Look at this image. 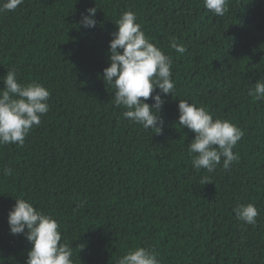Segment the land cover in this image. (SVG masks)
Returning a JSON list of instances; mask_svg holds the SVG:
<instances>
[{
    "label": "trees",
    "instance_id": "obj_1",
    "mask_svg": "<svg viewBox=\"0 0 264 264\" xmlns=\"http://www.w3.org/2000/svg\"><path fill=\"white\" fill-rule=\"evenodd\" d=\"M90 7L97 25L85 28ZM127 10L173 58L175 95L165 97L159 134L123 117L100 75ZM13 67L51 97L22 147L0 146V264H26L31 248L10 233L15 197L59 220L75 264H116L137 245L154 247L161 264H264V99L248 94L264 77V0H229L223 17L203 0H24L0 14V77ZM180 99L244 130L228 170L194 169ZM205 175L213 182L200 184ZM241 203L258 207L255 226L235 218Z\"/></svg>",
    "mask_w": 264,
    "mask_h": 264
},
{
    "label": "clouds",
    "instance_id": "obj_2",
    "mask_svg": "<svg viewBox=\"0 0 264 264\" xmlns=\"http://www.w3.org/2000/svg\"><path fill=\"white\" fill-rule=\"evenodd\" d=\"M23 3L24 0H0V14L13 12ZM203 4L220 17L229 10V0H203ZM96 12V7L88 8L82 14L80 25L96 27ZM115 24L118 30L112 33L113 39L109 42L110 64L100 74L101 78L107 87L115 89L112 102L115 107L125 109L123 117L159 134L164 128L165 97L175 95L173 58L146 35L136 12L124 11ZM170 47L179 54L186 52L185 45L174 37ZM0 80L5 85L0 89V146L22 147L29 133L49 111L51 92L39 81L21 82L14 67ZM248 94L257 101L264 99V77L257 80ZM150 98L154 103L148 102ZM178 111V123L195 133L187 151L197 172L203 169L213 173L221 162L223 169L228 170L233 162L239 161V153L233 149L244 136L242 128L230 119L214 117L205 106L187 99H180ZM12 172L10 167L3 170L4 176ZM210 182L213 180L207 175L200 179L202 185ZM15 199L8 213V223L11 234H24L31 244L26 264H75L73 247L62 242L59 220L35 206L30 198ZM234 213L237 220L253 226L260 215L255 203L238 204ZM116 264H161V259L154 247L137 245L120 256Z\"/></svg>",
    "mask_w": 264,
    "mask_h": 264
}]
</instances>
